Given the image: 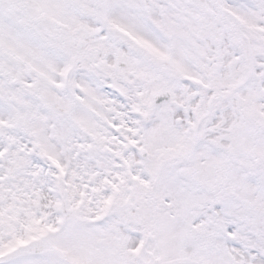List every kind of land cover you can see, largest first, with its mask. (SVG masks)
<instances>
[{
	"label": "snow or ice",
	"instance_id": "6c2138e0",
	"mask_svg": "<svg viewBox=\"0 0 264 264\" xmlns=\"http://www.w3.org/2000/svg\"><path fill=\"white\" fill-rule=\"evenodd\" d=\"M0 264H264V0H0Z\"/></svg>",
	"mask_w": 264,
	"mask_h": 264
}]
</instances>
